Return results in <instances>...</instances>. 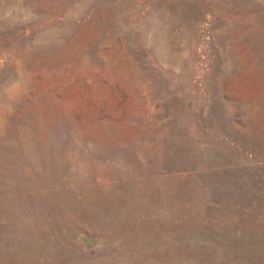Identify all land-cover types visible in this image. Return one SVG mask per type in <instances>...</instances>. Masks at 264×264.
Wrapping results in <instances>:
<instances>
[{
    "label": "rangeland",
    "instance_id": "1",
    "mask_svg": "<svg viewBox=\"0 0 264 264\" xmlns=\"http://www.w3.org/2000/svg\"><path fill=\"white\" fill-rule=\"evenodd\" d=\"M0 264H264V0H0Z\"/></svg>",
    "mask_w": 264,
    "mask_h": 264
}]
</instances>
